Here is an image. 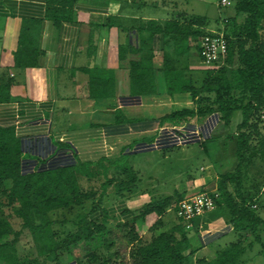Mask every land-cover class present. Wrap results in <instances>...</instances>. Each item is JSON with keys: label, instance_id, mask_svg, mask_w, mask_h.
I'll return each instance as SVG.
<instances>
[{"label": "crops", "instance_id": "1", "mask_svg": "<svg viewBox=\"0 0 264 264\" xmlns=\"http://www.w3.org/2000/svg\"><path fill=\"white\" fill-rule=\"evenodd\" d=\"M216 6L226 8L232 3L226 6L219 0ZM157 11L166 13L158 17ZM46 12V0H0V85L9 90V100L0 103V127L14 130L23 175L118 160L132 148L130 155L161 153L167 158L177 151L188 154L190 146L206 148L209 142L220 140L224 129L218 113L202 124L192 121L186 125L205 142L178 146L180 127L161 125L167 115L197 109L189 92H169L168 79L171 85L188 82L190 77L197 82L196 75L209 70L202 65L196 40L177 45L171 37L155 34L151 23L163 24L179 14L202 16L179 12L177 0H79L75 20L60 24L48 19ZM24 27L29 28L40 51L37 65L31 68L15 66ZM211 28L207 30L219 31V25ZM261 35L264 40V26ZM261 165L259 171L264 172V163ZM227 166L204 165L201 172L187 176L183 191L164 198L185 200L218 190L220 177L232 172V162ZM236 166L237 162L233 169ZM130 168L138 176L137 187L116 203L105 199L103 216L109 224L130 222L133 217L126 211L137 212L157 201L147 191H138L141 173ZM261 176L258 180L263 183L264 174ZM252 197L264 220V186L257 194L252 191ZM168 218L174 222L168 224ZM162 220V227L158 225L162 231L180 224L174 208ZM159 221L152 214L133 224L141 238L150 240V229ZM184 232L189 244L187 264L214 261L238 238L223 208L197 218L193 228ZM263 256L261 246L254 245L244 258L246 264H257ZM65 258L59 264L74 263L64 262Z\"/></svg>", "mask_w": 264, "mask_h": 264}, {"label": "trees", "instance_id": "2", "mask_svg": "<svg viewBox=\"0 0 264 264\" xmlns=\"http://www.w3.org/2000/svg\"><path fill=\"white\" fill-rule=\"evenodd\" d=\"M78 1L46 0L47 18L57 24L74 21V8ZM230 1L236 15L225 22L226 28L219 29L228 43L224 65L217 71L208 69L201 82L191 77L188 82L179 81L182 76L178 78L180 84L171 85L168 79L169 92H189L197 109H183L161 120L162 126L167 123L170 127H182L192 121L202 124L212 114L218 113L221 126L224 130L232 129L229 137L236 143L238 163L234 172L220 177L216 205L225 209L238 238L219 252L214 261L199 260L197 264H245L244 255L255 243L262 244L264 252V220L253 210L255 203L252 197V191L257 194L264 186V182L260 183L255 177L260 174L261 162L264 163V136L261 132L264 123V40L261 35L264 0ZM151 25L155 34L167 35L177 45L213 35L207 30V18L188 14H179L171 21ZM39 55L29 28L24 27L15 53V66L35 67ZM8 100V88L0 85V103ZM21 157L14 130L0 127V264H28L18 254V244L26 237L29 240L24 246L34 245L36 254L29 264H59L65 256L71 258L73 264H187L185 253L189 244L183 224L159 234L155 232L162 230V217L170 208L176 210L182 201L180 197L159 199L137 212L126 211L132 215V221L111 225L103 216L104 201L111 188L121 198L134 193L138 176L132 168L120 166L114 158L41 175H23ZM105 166L113 168V174L118 169L125 178L117 182L108 176L99 196L93 188L89 191L80 189V175L92 180L95 178L92 169L104 167V175L107 176L112 172ZM231 185L235 186L236 192L230 190ZM87 203L91 204L87 213L74 220L57 222L50 218L54 212L83 207ZM152 214H156L160 221L150 229L153 233L151 239L145 240L133 223ZM122 241L127 246L126 260L121 255L123 251L117 247ZM96 242H100L102 247L99 248ZM80 245L88 247L84 259L73 256Z\"/></svg>", "mask_w": 264, "mask_h": 264}, {"label": "rangeland", "instance_id": "3", "mask_svg": "<svg viewBox=\"0 0 264 264\" xmlns=\"http://www.w3.org/2000/svg\"><path fill=\"white\" fill-rule=\"evenodd\" d=\"M207 1L210 3H214V6L213 4L208 3ZM218 1L219 0H192V1L177 0L179 12H182L184 10L193 11L194 14L200 15L202 17L206 16L209 19L210 22V24L208 25L209 29H212L211 27L216 28L217 25H219V29L222 28L224 29L225 22L228 19L230 20L231 17H235L236 10L234 6H230L226 8L224 7L218 8L216 6V3H218ZM188 2L189 5L187 4ZM163 13L166 12L159 13V11H157V16L159 17ZM172 14L173 13L171 14L169 13V15ZM217 32L219 33V31ZM219 69H215V70L212 69V70L217 71ZM204 77H205L204 73H199L196 75V78H198V82H201ZM262 116H264V114ZM262 120H263L262 122H264V117H262ZM261 132L262 135L264 136V123H262L261 125ZM220 133L222 135L221 137H219L220 140H217L215 142L213 141L209 142L206 148L202 147L200 144L190 146L187 149V151L189 152L188 154H183L180 153V151H177L173 155H167V158L163 157L161 153H154L152 155H146L141 153L131 154V155L129 154L123 156L122 158H119L118 160L115 161V163H120V166L128 165L129 167H133L135 170L140 171L141 173L140 177L142 178V182L138 187V191H143V192L147 191L148 193H150V195H152L154 200H158L160 198H164L168 195H171L176 190L183 191L184 185L188 182L187 176L192 175L193 173L201 172L202 167H204V165L208 166L210 164L211 166L214 167H216L217 165H220V167H222V165H224L226 167H229L227 165H229V163L232 162V165L234 166V164L238 160L235 157L236 143L232 139V137H229L231 136L230 134L232 133V129L228 128L224 130V132H220ZM222 137L224 139H221ZM184 150H186V148ZM186 158L190 160L188 163L184 162ZM111 166H113V164H111ZM233 166L232 168L229 169V171L231 170L232 172L235 171V169H233L234 168ZM103 168L104 167H100V168L97 167L95 169H92L93 170L92 173H95V178L92 180L80 175L78 177L80 189L83 191H89V189L93 188V190L98 192V196H99L102 193L101 187L108 180V176L110 178H114L117 182H121L125 178L124 176H122L121 171H119L118 169H116V171L113 174L114 169L112 168L111 170L110 167H106V168L110 169L112 173L109 174L108 172L106 176L104 175ZM261 169L263 168L261 167ZM224 172H227V170H224ZM261 174H264V172L260 171V174L257 176L255 175V177L257 179L262 178ZM246 182H248V180ZM230 188L232 192H236L235 186L231 185ZM234 195L237 196L236 193ZM117 200H119V197L115 195L114 189L111 188L109 190L107 201L110 204L111 202L116 203ZM90 207L91 204L87 203L83 207H77L71 210H61L54 212L52 220L57 222H63L65 220H74L78 216H82L83 214L87 213ZM104 210H106L105 207ZM253 210L258 213V209H256L255 205L253 206ZM263 213L264 211L262 212V214ZM167 222L169 224L170 222L171 223L174 222V220L168 218ZM111 225H116V224H111ZM56 227L59 228V226ZM155 232L156 234H159L162 232V230H156ZM27 239L29 240L28 237L23 238V241L20 244H18V254L20 258L25 259V261H27V263L29 264V260L36 258V254L33 247L34 245L28 244L27 246H24L27 244ZM263 241H264V236H263ZM96 245L99 248L102 247L100 242H96ZM246 245L248 246L249 243L247 242ZM256 245L261 246L262 244L255 243V246ZM117 247L123 251L121 255L124 256V259L126 260L128 251L125 242L122 241L118 243ZM87 250L88 247L86 245H80L77 249H75L73 256L76 258L84 259L86 258L85 255ZM65 257L66 258L64 262H68L69 260L72 261L71 258H69L68 256ZM263 262H264V256L258 260L257 264H264Z\"/></svg>", "mask_w": 264, "mask_h": 264}, {"label": "built area", "instance_id": "4", "mask_svg": "<svg viewBox=\"0 0 264 264\" xmlns=\"http://www.w3.org/2000/svg\"><path fill=\"white\" fill-rule=\"evenodd\" d=\"M222 4L230 5V2L222 0ZM212 34V36L206 35L196 42L202 65L209 70L221 68L224 65L228 53V43L225 35L218 32H213ZM168 130L170 131L172 129L170 128ZM179 131L178 146L188 145L193 141L201 142L200 134L195 129L182 126L179 128ZM132 151L133 148L131 150L127 149L125 155L132 153ZM218 197V191H211L182 200L176 207V216L179 222L183 224L185 230H191L197 218L217 209L216 199Z\"/></svg>", "mask_w": 264, "mask_h": 264}]
</instances>
